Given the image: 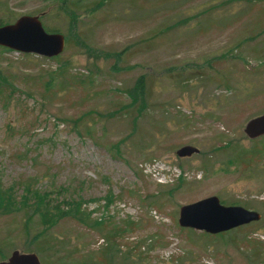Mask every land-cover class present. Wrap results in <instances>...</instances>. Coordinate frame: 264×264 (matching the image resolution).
Segmentation results:
<instances>
[{
  "label": "rangeland",
  "instance_id": "374dc122",
  "mask_svg": "<svg viewBox=\"0 0 264 264\" xmlns=\"http://www.w3.org/2000/svg\"><path fill=\"white\" fill-rule=\"evenodd\" d=\"M22 14L64 46H0V260L264 264V134L243 131L264 112V0H0V24ZM38 194L70 214L50 224ZM209 195L260 218L179 227Z\"/></svg>",
  "mask_w": 264,
  "mask_h": 264
},
{
  "label": "water",
  "instance_id": "95a60500",
  "mask_svg": "<svg viewBox=\"0 0 264 264\" xmlns=\"http://www.w3.org/2000/svg\"><path fill=\"white\" fill-rule=\"evenodd\" d=\"M0 46L21 53L54 57L62 52L64 37L60 32L44 30L37 15L22 14L14 21L0 25ZM243 131L248 138L264 134V112L246 120ZM192 145H182L175 150L178 157L197 153ZM257 211L240 205H224L216 195H209L181 204L177 210V225L204 231L209 234L224 232L257 221ZM0 264H41L34 252L13 249Z\"/></svg>",
  "mask_w": 264,
  "mask_h": 264
},
{
  "label": "trees",
  "instance_id": "16d2710c",
  "mask_svg": "<svg viewBox=\"0 0 264 264\" xmlns=\"http://www.w3.org/2000/svg\"><path fill=\"white\" fill-rule=\"evenodd\" d=\"M52 1H54V0H52ZM47 31H49V32H58L57 30H53V29H48ZM0 78H2V77L0 76ZM141 80H142V78L139 77L135 81V87H134V90L138 91L139 92V95L141 94V85H142L141 84ZM136 93L137 92H135V95H136ZM44 196H45V194H38L37 195V199H40L41 200V203L38 202L37 205H36V207L39 208V210L41 211V214L42 215H47V218L49 219L48 222L50 224L51 223H54L56 220H58V219H60V218H62L64 216H66L67 214H70L71 207H69V204H67L66 209L58 210L57 207L51 206L47 202H45ZM0 199H1V194H0ZM74 204L75 203H72L71 205H74ZM227 231H229V230H227ZM224 232H226V231H224ZM222 233L223 232H220V233H217V234L221 235ZM256 242H262V241H256ZM29 252H33V251H29Z\"/></svg>",
  "mask_w": 264,
  "mask_h": 264
},
{
  "label": "flooded vegetation",
  "instance_id": "af4514ba",
  "mask_svg": "<svg viewBox=\"0 0 264 264\" xmlns=\"http://www.w3.org/2000/svg\"><path fill=\"white\" fill-rule=\"evenodd\" d=\"M259 137V136H258ZM257 138V137H256ZM260 215V214H259Z\"/></svg>",
  "mask_w": 264,
  "mask_h": 264
}]
</instances>
